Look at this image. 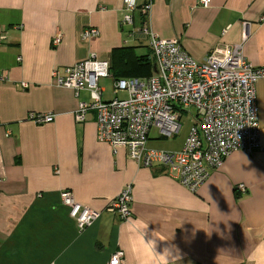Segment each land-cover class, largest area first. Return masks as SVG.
<instances>
[{
    "label": "crops",
    "instance_id": "0c3cea01",
    "mask_svg": "<svg viewBox=\"0 0 264 264\" xmlns=\"http://www.w3.org/2000/svg\"><path fill=\"white\" fill-rule=\"evenodd\" d=\"M150 3V32L178 40L192 59L240 44L246 30L245 61L264 69V0H211L207 8L195 0ZM122 12L123 0H0V75L7 77L0 82V264H109L117 252L123 264H264V79L256 86L261 149L233 152L194 193L167 167L138 166L123 148L114 154L97 142L93 112L75 121L88 92L76 98L56 85L53 70L94 54L109 62L112 78L125 79L131 62L145 56L138 49L151 55L147 37L121 27ZM89 29L98 36L83 40ZM30 113L54 120L35 125L26 121ZM184 115L189 121L193 112ZM190 127L169 148L154 147L165 138L152 129L146 148L179 152ZM128 185L131 217L124 222L106 209ZM64 191L99 215L83 232L61 202Z\"/></svg>",
    "mask_w": 264,
    "mask_h": 264
},
{
    "label": "built area",
    "instance_id": "2783aa9c",
    "mask_svg": "<svg viewBox=\"0 0 264 264\" xmlns=\"http://www.w3.org/2000/svg\"><path fill=\"white\" fill-rule=\"evenodd\" d=\"M137 0H123L121 27H131L130 35L148 38V47L154 63V74L147 79L114 80V94L125 93L124 100L105 102L101 79L110 77V64L94 54L86 60L63 70H53L51 77L57 86L72 90L78 98L87 91L90 103L81 102L74 112L75 121L83 123L89 112L95 114L97 142L109 145L116 154L118 148L127 152L130 161L144 168L154 164L168 168L170 175L190 192H196L230 154L236 151L252 155L261 149L260 125L256 86L264 79V69L255 68L245 61L243 44L248 37L245 30L240 44L211 51L203 62L192 59L178 40H161L150 32L147 22L137 29L134 15L146 19L151 0L141 8ZM211 0H195L196 6L207 8ZM98 36L97 30L82 33L87 40ZM6 36L0 34V43ZM62 35L53 40L61 43ZM7 77L0 75V82ZM23 90L28 84L22 83ZM189 116L192 125L179 152L148 150L149 133L155 129L161 138L172 139L181 131V115ZM51 114H28L26 121L35 125L49 124ZM236 190L244 195L243 185ZM69 217L79 232L89 228L99 215L78 204L69 191L60 193ZM132 187L126 186L109 204L106 211L128 222L131 217ZM123 253H115L109 264H123Z\"/></svg>",
    "mask_w": 264,
    "mask_h": 264
},
{
    "label": "rangeland",
    "instance_id": "374dc122",
    "mask_svg": "<svg viewBox=\"0 0 264 264\" xmlns=\"http://www.w3.org/2000/svg\"><path fill=\"white\" fill-rule=\"evenodd\" d=\"M130 36L136 38L139 35L136 34V35H130ZM139 50H140V52H139ZM137 54L138 55H141V54L147 55L149 53H148V51L145 48H141V49L137 50ZM148 73H149V71L147 69L138 70V71L134 72V74L137 76L136 78H141V79L146 77V75ZM114 80H116V78L109 77V78L101 79L98 82L99 88L104 90V95H103V100L104 101H112L114 99L124 100V99L127 98L125 93H119L118 95L114 94V88H113ZM87 95L88 94H84L82 96V99L87 101V103H90L91 100L87 98L88 97ZM191 111L194 113L193 110H191ZM189 121L187 119V116L184 115V117L180 121L181 132H180L179 136L174 139L175 141L171 140V139H164V140H161V141H158L157 143H155L156 145L154 147L159 148L160 146H162L164 148H169V147H171L173 145L174 146L175 145L179 146L182 143V141L184 140V138L186 137V135H187L188 129L190 127V122H191V121L190 122Z\"/></svg>",
    "mask_w": 264,
    "mask_h": 264
},
{
    "label": "trees",
    "instance_id": "16d2710c",
    "mask_svg": "<svg viewBox=\"0 0 264 264\" xmlns=\"http://www.w3.org/2000/svg\"><path fill=\"white\" fill-rule=\"evenodd\" d=\"M139 15L141 17V25H142L143 23L146 22V18L142 14H139ZM144 69H147L149 73L146 75V77L142 79L150 78L154 74V63L152 60V55L150 54H147L143 57H139L133 62H131V70L129 72L130 74H124L122 77L125 79H141V78H136L137 76L134 74V72L138 70H144ZM110 77H111V74H110ZM116 80H118V78H116Z\"/></svg>",
    "mask_w": 264,
    "mask_h": 264
},
{
    "label": "water",
    "instance_id": "95a60500",
    "mask_svg": "<svg viewBox=\"0 0 264 264\" xmlns=\"http://www.w3.org/2000/svg\"><path fill=\"white\" fill-rule=\"evenodd\" d=\"M155 70V69H154Z\"/></svg>",
    "mask_w": 264,
    "mask_h": 264
}]
</instances>
